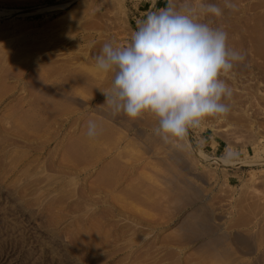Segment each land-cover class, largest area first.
I'll list each match as a JSON object with an SVG mask.
<instances>
[{
  "label": "rangeland",
  "instance_id": "1",
  "mask_svg": "<svg viewBox=\"0 0 264 264\" xmlns=\"http://www.w3.org/2000/svg\"><path fill=\"white\" fill-rule=\"evenodd\" d=\"M168 2L0 0V264H264V0H191L245 55L226 116L165 143L104 105L94 58Z\"/></svg>",
  "mask_w": 264,
  "mask_h": 264
},
{
  "label": "clouds",
  "instance_id": "2",
  "mask_svg": "<svg viewBox=\"0 0 264 264\" xmlns=\"http://www.w3.org/2000/svg\"><path fill=\"white\" fill-rule=\"evenodd\" d=\"M224 7L238 11L231 0H224ZM208 14L223 12L214 4L169 0L166 8L147 15L126 46L103 45L94 59L98 70L113 73L111 88L103 91L113 116L135 121L151 114L158 119L154 134L169 143L183 140L203 120L229 113L224 101L232 89L221 77L245 55L228 46L226 31L201 21ZM86 135H99L95 121L89 120Z\"/></svg>",
  "mask_w": 264,
  "mask_h": 264
}]
</instances>
